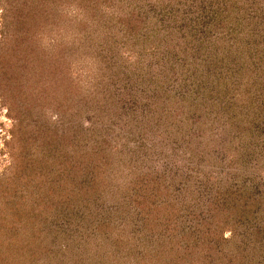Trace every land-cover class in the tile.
<instances>
[{"label":"rangeland","instance_id":"obj_1","mask_svg":"<svg viewBox=\"0 0 264 264\" xmlns=\"http://www.w3.org/2000/svg\"><path fill=\"white\" fill-rule=\"evenodd\" d=\"M202 1L0 0V264H264V0H206L194 100Z\"/></svg>","mask_w":264,"mask_h":264},{"label":"trees","instance_id":"obj_2","mask_svg":"<svg viewBox=\"0 0 264 264\" xmlns=\"http://www.w3.org/2000/svg\"><path fill=\"white\" fill-rule=\"evenodd\" d=\"M198 11V15L195 17L196 23L193 18L190 19L191 23L186 22L187 35L185 48L182 52H185L187 57L181 60L175 53L173 59L168 56L167 64L170 63L171 68L176 69V73L183 71L181 85L190 97H193L194 100L199 97L208 100L217 94L215 91L219 86L218 81L222 77L225 67L230 66L224 59L215 60L216 54L208 48V40L212 39V32L221 29L220 27L217 28L218 25L215 20L221 18L222 13H215L206 0L199 3ZM206 47L208 51L205 50ZM201 51L206 55H200ZM189 59H192L190 63L187 62ZM249 101L252 102V98Z\"/></svg>","mask_w":264,"mask_h":264}]
</instances>
